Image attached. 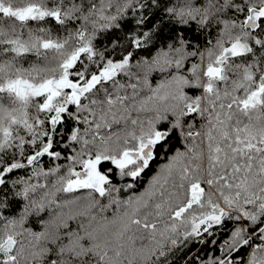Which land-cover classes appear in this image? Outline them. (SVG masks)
Returning a JSON list of instances; mask_svg holds the SVG:
<instances>
[{
  "label": "snow or ice",
  "instance_id": "1",
  "mask_svg": "<svg viewBox=\"0 0 264 264\" xmlns=\"http://www.w3.org/2000/svg\"><path fill=\"white\" fill-rule=\"evenodd\" d=\"M189 244L264 264V0H0V264Z\"/></svg>",
  "mask_w": 264,
  "mask_h": 264
},
{
  "label": "trees",
  "instance_id": "2",
  "mask_svg": "<svg viewBox=\"0 0 264 264\" xmlns=\"http://www.w3.org/2000/svg\"><path fill=\"white\" fill-rule=\"evenodd\" d=\"M166 4L173 3L175 0H164ZM161 15L163 12L161 11ZM156 82H159V78L157 77ZM112 131H121L124 128V125L121 124H112ZM106 131V130H105ZM176 148H181L179 143H175ZM166 162V160L162 157L155 164L152 165V170L148 173L146 177H144L143 183L141 185V190L143 187L147 186V183L151 180L152 176L158 171V169ZM72 225L75 226V222H72ZM212 249L207 248L205 246L189 244L187 247H182L174 252V254H170L169 264H191V258H195L196 256H200L201 258L207 256ZM219 255V252L215 253Z\"/></svg>",
  "mask_w": 264,
  "mask_h": 264
}]
</instances>
